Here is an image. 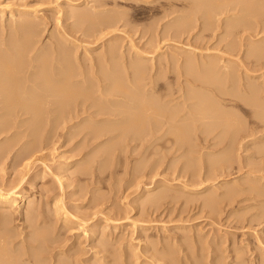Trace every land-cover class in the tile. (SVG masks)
I'll return each instance as SVG.
<instances>
[{
    "label": "rangeland",
    "instance_id": "1",
    "mask_svg": "<svg viewBox=\"0 0 264 264\" xmlns=\"http://www.w3.org/2000/svg\"><path fill=\"white\" fill-rule=\"evenodd\" d=\"M86 1L85 0H75V1L74 0H72V1L71 0H0V7H3V6L7 7V10L5 12L6 14L4 13V19H5L4 21L7 24L8 23L11 24V22L14 21V20H12L13 18L11 17L10 12H9L11 10H16V9L28 10L29 9V11L32 12L33 17L37 16V18H35L36 19L35 21L38 24H41L40 25L41 28L43 26L45 27V28L43 27V30H42L43 35H41V38H39L41 43L38 44V46L39 45L43 46L44 44L46 45L48 43V41L52 40L53 37H55V38H53L54 41H55V39H57L56 37L58 35H59V39H60V37H61L60 32L64 31L68 27H69L68 28L69 34H72L73 32H75L74 29L76 28V26L78 29H80L78 27V25H76L77 19L75 20V17H74V19L72 18L71 20L70 19L67 20L66 18H64L65 15H63V13L61 12L62 11L61 9H64L63 7L65 5H68L69 10L74 11V9H75V11H77L76 8L79 7L80 9L82 8L84 11V10H87L91 4L94 5L93 1H98V0H91V1L88 0L87 2ZM116 1L117 2H113V1L108 2L109 5L106 4V6H107L106 8L108 9L107 13L110 14L111 10H112L111 14L115 13L116 11L118 13H120V12L123 13V11H124V13L128 12L130 14H128L127 19H130V21L127 20L128 24H123L124 22L118 24L117 27H114V29L116 28L115 31H112V30H114L113 28H110L111 31L107 30L106 34L104 31L103 32L104 36H101L102 38L99 35H98L99 38H97V37H96L97 39L94 38L95 40L93 39V37L91 39H88L85 37L84 42H87V40H88L89 43H91V44L93 43L92 45L89 44L91 49H92V52H90L88 54L89 56H94V55L98 56L97 53L101 54L102 51L104 52L107 49L106 46L108 44L113 43L115 45V41H116L117 46L120 44L119 45V46H121L120 50L123 51V54L125 53L124 55L127 56V58H129V56L131 55L130 53L131 52L133 53V51H134V48H133V50L131 49L132 48L131 44H135L136 48L139 50L141 48V50L143 49V51H145V52H150V54L152 56H156L157 58H159V56H160L164 62H165L164 59H166L168 57H171L170 59H172V57H173L171 62L173 60H175L174 57H176V55H174V54H177V57H178V55L179 56L181 55L180 57H183V56L185 57V56H187L185 54L188 52L187 54L189 56L190 50H195L197 53L199 52V54L205 50L206 54L207 53L216 54L218 52L217 53L218 55L221 54V55H225V56H230L226 53L227 48H229L226 46H228L227 44L229 43V41L233 40L234 42H237L236 44H239V48L241 47V52H239V54L234 53L233 56H230L232 58V60L233 61L237 60V62H238L240 59V60L246 61V63L251 62V64L248 63L249 65H251L250 71L255 70V69H253V68H255L254 64H253L255 62L253 61V58L250 57V55H247V54H250L247 52L252 51L251 49L253 47H256L255 45H257L258 48L260 46H262V47L264 46V8L263 7H261V8H263V10L262 9L259 10L261 13L258 12L257 15L255 12V9L252 8V9H254L253 10V12H254L253 16L251 15L253 13L251 11V9H250V11L252 13L250 11H245V12L249 13L248 15H246L247 13L244 14L245 16L241 15V14L245 13L242 10L241 11H238V10L232 11L229 13L219 14L216 16L214 13H212L214 15L210 14V16H213L214 18L212 19L210 17L213 20V22L211 21V28L209 30L210 33L208 31L207 33L205 32V34H204L200 31H201L202 27H204L205 25H202V26H200V25L203 24V22H205L204 24H206L207 22L210 23V21L205 19L206 18L205 15H204V19L199 20V18H200V16H201V18L203 17L202 14H205V12H203L205 7L208 8V6H209L208 10L209 11L211 10L210 9L211 8V6H210L211 1H209L210 3L207 4L208 0H206V3H204L205 2L204 0H203V2H199L200 0H196V2L201 3V4L198 3L200 5V7L199 6L196 7L197 3L195 2V0H194V2H193V0H192V2L188 0V2H187L188 5L186 2H184V3L178 2V4L174 8L177 11H179V13L178 12L175 13L174 14L175 16L172 15V16H170L169 19L164 18V20L166 19V21H164L163 19L160 20L159 22H161L162 24L160 23L161 26H159L160 27L159 29L154 30V31H156V33L154 31H152V33L149 32V33L145 34V32L148 31L147 30L148 26L153 27L152 26L153 22H154L155 27H157V25L155 24L156 23L155 19H159L156 16L153 17L155 19L152 18V15H151L152 14L151 13L152 5L151 6L145 5L142 2L141 3L136 2V0H134V2L131 0H116ZM162 1H165V0H162ZM68 2L70 3V5L67 4ZM78 2H79V6L75 7V5ZM90 2H91V4H90ZM219 2H220V0H219ZM114 3L116 4V6ZM180 3H182V4L180 5ZM190 3L191 4L196 3L194 5V7H196V8H194L192 6L193 4L191 5ZM203 3L206 4L205 7H202V6H204ZM87 4H89V6ZM183 4H185V5H183ZM23 6H25V7H23ZM189 6H192L193 9L192 10L189 9L190 8ZM263 6H264V3H263ZM66 7L67 6H65V8ZM72 7H74V8H72ZM106 8L102 7L101 9H106ZM205 10H207V9H205ZM78 11H80V10H78ZM184 12H190V13L194 12L193 14H195L197 12L198 13L201 12V13H199L198 17H197L198 13L195 14L196 18L198 19L196 24L200 23V25L198 24V26H197L198 28L196 27L197 28V29H195L196 31H193V34L191 36H187V38L189 37L188 39H189L190 44L187 42V38L185 35L182 39V42L183 41L186 42L185 44L182 43L181 40L178 41L177 39H176V41H178L177 43L175 42V40L174 41L170 40V42H168L169 41L168 40V41H165L159 49L156 50V48H155L154 50L156 52L154 50H153L154 52H152L153 48L150 47L151 45L149 44V42H151L153 39H155L157 34H160L159 32L162 29L166 28L165 24L167 22L170 23L171 18L178 19L176 16L179 15L178 17H180V16H182L181 14H183ZM132 14L134 15V18H133ZM259 14H260V16H259ZM249 15L252 16V18ZM1 16H3V15L0 14V18H1ZM23 16H25V15H23ZM159 16L161 17L162 14H160ZM243 16L245 18H246V16H247V18L250 17L249 19L251 21L250 20H247V21H250V23H251L250 27L252 29H250V27H249V28H246V30H245V29H243L245 27H243L242 28L243 30H242L239 27L241 30L238 29V31L240 30L239 33L236 31L238 34L235 32V34H236L235 36L233 35L234 33L233 34L230 33L232 35H229L228 33L231 32V29H228V26L231 23L235 22L239 17H240V19H243ZM228 17H229V19H228ZM235 18H236V20H235ZM37 19H39V21ZM59 19H61L60 22L58 21ZM176 19H175V21H176ZM179 19H181V18H179ZM202 20H204V21H202ZM73 21H76V23H75V25L73 24V26H72ZM173 21L174 20L172 19L171 22H173ZM252 21H254V24H252L253 23ZM39 22H41V23H39ZM163 22L164 23L166 22V23L164 24ZM129 23H131V24H129ZM163 24H164V28H162ZM212 24H214V26ZM207 25H208V23H207ZM252 25H254V26H252ZM129 26H131V27L129 28ZM71 27L72 28L74 27V29H71V30H74L72 32L70 30ZM132 27H133V29H132L133 31L131 30ZM145 27H147L146 30H144ZM136 28H137V30H136ZM142 29H143V31H142ZM212 30H214V31H212ZM127 31H129V32H127ZM57 32H58V34H57ZM79 32L80 31L76 32L77 34L73 33L74 36L73 35H71V36L75 37V39L79 38L80 40L78 39V41H79L78 43H84V42H82V38L84 36L81 34V32L80 33ZM199 32H200V34L202 33L201 36L204 35L205 37L204 36L201 37ZM161 33H162V31H161ZM153 34H155L156 36ZM101 35H103V34H101ZM150 35H151V37H150ZM130 36H131V38H130ZM211 37H212V39H211ZM112 39H113V42L111 41ZM185 39H186V41H185ZM196 40H198V41H196ZM209 40H211V41H209ZM261 41L263 42V44ZM117 42H118V44H117ZM238 42H240V43H238ZM174 43H175V46H174ZM191 43L193 44V46ZM82 45L85 46V45H88V43H84ZM250 45H252V47ZM84 46H81L79 49H77V50H79V52L77 53L78 57L81 56V54H82V56L85 55L83 53L84 52L83 50L85 49ZM179 46H181V47H179ZM104 47H106V48H104ZM182 47L184 48V50L182 49ZM170 48H173V49H170ZM178 48H180V49L178 50ZM174 49L175 50L177 49L181 53L183 51H185V52L182 53L183 55L178 54L177 50L175 53ZM126 52H127V54H126ZM166 54L167 55L170 54V55H168V57L165 58V56H167ZM157 58H156V60H157ZM159 60H160V58H159ZM159 60H157L156 62L159 63ZM162 60H160V61H162ZM167 60H169V58ZM247 60H249V61H247ZM251 60L253 61V63ZM148 61L149 62H147V63H150L151 60H148ZM151 63H152V61H151ZM235 64L237 65V63H235ZM235 64H233V62H231L229 65H231V67H233V69L234 68L237 69L235 67L236 66ZM221 65H223V62H221ZM256 68H258V67L256 66ZM259 70L260 69L258 68V70L254 71L256 73H252L253 72L252 71L250 73V76H247L245 73L242 72V71H244V68H241V70L238 69L239 73H241L240 74L241 76H247L246 77L247 80H246V78L243 77L244 78L243 82H246L249 79H251L252 81L254 80L253 82L255 83V81L257 82V79H258V81L260 83L257 82L255 84L257 86H258V84H261V86L264 87V68H262L260 71ZM105 71H107V69ZM251 74L254 75L253 77H255V78L257 77V79L251 78V76H252ZM156 76H158V75H156ZM171 76L169 77L170 80L168 78V81L173 80L171 82H174L173 74ZM248 77H250V78H248ZM184 80L186 81V79L183 78L182 82H184ZM251 80L249 82H252ZM177 86L178 85H175V86L173 85V87H175V88H177ZM259 86H258V88L261 87V86L260 87ZM149 87L150 86H147L146 89H148ZM261 92L262 93L264 92L263 88H262ZM261 92H260V94L263 96L264 94H262ZM258 98H259L258 99L259 105H260V103L262 105H264L262 103L264 101V98L263 99L260 97H258ZM172 99H176L175 101L173 100V102H171L172 105L174 104L173 109H175V105L179 101H181V99L178 100V98H176L175 96H174V98L172 97ZM261 100H262V102H261ZM256 101H257V99H256ZM175 102H176V104H175ZM257 104L255 102L254 106H256V108H260L259 105L257 107ZM172 105H170V106H172ZM222 106L224 107V109L226 111L229 110L231 112H234L239 117L238 120L240 119L241 122L245 118V120H243V122H242V123H244L243 124L244 127L248 126V127H252V128L253 127L258 128V131L256 132L255 135H253V137L251 139L248 138L244 141V143H245L247 140L250 139V141L252 142V140L256 139L255 142L253 141L254 144L252 143V145H250V147H249L250 149H248L249 151L248 150L246 151L245 150L246 148L240 149V147H239V149H237L235 153L237 156L236 161L238 162L240 160L239 161L240 163L239 162L237 163L235 161L234 162L235 164H232L233 166L231 165V167L229 165H227L226 163L223 164L221 162L219 165L217 164L216 166H214L212 168L213 170L212 169L210 170V167L212 166V165H210V163H213L215 161H221L223 159V157H225L227 154L225 151L226 144H223L224 142L222 140H220L221 139V135L219 134L220 130L219 131L217 130L219 132V133L217 132L218 134L215 132L212 136H210L209 138H206L207 140H204V141L201 139L196 140L197 144L193 140L192 141L193 145L189 146L191 151L186 150L188 152V154H185V153H187L185 150L183 152H182V150L178 151V153L180 152L178 154L177 150L175 148H174V150H173V147L171 148L170 145H172V143H170V145H169V143L167 144V143H164V141H163V142H161L162 144L160 143L161 145L159 144L160 146H158V144H156V146L159 147L158 149L162 148L161 151L158 150V152L156 154H153L157 150L156 147L154 148L155 145L153 146V148L151 147L153 152L150 150L151 153L149 152L148 158H147V155L145 154V151H144L143 155L146 156V160H144L145 157L142 156L141 153H143L142 152L143 149L145 150V148L149 144L145 143L144 145H146V147L145 146L143 147V145H141L142 143H140V142H136V143L132 142V145H130L128 148L129 150L126 149L127 145H128L127 143H125V148H123L124 144H122L123 147H121V149L118 148L115 151V156L112 155L113 160H111L112 156H108V155H105L103 153L108 149L107 147H109L111 145L110 141H109L110 139L108 136H107L108 138L106 137V139H105V137H102L104 139H101V140L98 139V140H96V142L94 140L89 139L88 137L86 138V136L83 137L84 133H86L88 130H90V129L85 128L86 126L89 127L90 124H92L90 122L85 123V125L87 124L84 127L86 130L82 129L83 127H81V126L75 127L76 129L72 128V130H68V128L66 129L62 124H59V126L57 127V125H58L57 124V125H55V128L57 127L56 130H58V131L55 133L54 132V131H56L55 128L53 131L54 134H56V135L59 134L56 137V139H55L56 135L54 136L53 132L51 134H53V137L55 140H52L53 137H51L52 135L50 136V133H48V134L45 133L44 137H46V134H47V136L48 137L50 136L52 139L50 140V138H49L48 140H45L48 137L43 138L42 141H41V139H40V141L38 139L39 142H37V140H32V139H36L37 137L33 133H32L33 136L30 134L31 132L28 130L29 127L26 128L27 126H29V124H28L29 122H27V124H24L25 127L23 129H22V127L19 128V130L13 129V131H11L10 134H8V135L3 134V136H0V146H1L0 150H1L2 146L5 145V142H7V141H10V143L7 142L5 146L15 142V140H16L15 143L17 145V146L16 145L14 146L15 149H14V147H12L13 151L11 150L10 155H7L9 157L8 158L6 157L7 159L5 158L4 161L2 160V158L0 156V159H1V161H0V182L3 184L2 185L0 183L2 185L0 187L4 190H7L5 188H8L9 186H12V188H14V186L12 184L14 183V185L16 186L23 179V182H22L23 185L21 184L17 188L10 190V191H14L15 194L18 192H21V191H22L21 193L24 192V194H26V197L29 198L28 202L30 203V205L36 206L35 215L37 217H36V219L33 218L34 220L33 219L32 220L34 222L36 220L35 223H37V224L41 222L40 223L41 224L40 229L44 226L43 228H46L47 230H49V232L52 233V235L49 234V238H51L52 236L53 237L57 236L58 239L61 238L60 240H62L64 238V240H62V241L65 244H72V242H74V244L72 245L71 248H73L74 251L75 250L78 251V253L77 252L75 253L74 251H72V252L70 251L69 254H70V258H72L71 256L73 255V253L75 254V257H77V258H75L74 255H73L72 260L70 258L69 259L67 258V262H70V260H71L72 263L74 261L73 264H75V262H76L75 259H77V260L80 259L78 261V263L76 262L77 264H92L93 261H94L93 264L94 263L98 264L99 260L104 258V257H102L103 254L107 255L105 257H108V259H109L108 260L107 258H105V259L100 260V262H102L104 260L103 261L104 264L106 262H107V264H110L111 262H112V264H117L118 261H121V260H124V261L127 260L128 264H129V262H131L132 264H135V263L136 264H145V263L146 264H179V263H181V264H188V263L192 264L193 262L195 263V261L198 259L197 257H199V259H201L200 262L205 261L204 263L202 262V264H205L206 262H207L206 264H213V263L216 264V262L220 261L221 258L223 260V262L220 261V262H222L221 264H225V263L226 264H228V263L229 264H238V263L239 264H242V263L243 264H258V263L262 264L264 262V155L258 154L257 147L262 146V143H264L263 124L260 122L259 119H255L256 116H254L253 111H250V113H249V112H244L240 108H237V107H233V106H229V105H226V107H225V105H222ZM250 117H252V118H250ZM25 118H27V121L30 120L29 116H25ZM28 118H29V120H28ZM255 122H256V124H255ZM257 123L260 125H257ZM62 126H63V128H62ZM82 126H84V125H82ZM91 126H93V128H91V129H94L96 125H91ZM79 128H80V130H79ZM63 129H64V132L62 131ZM81 129L85 130L83 132V134H81L82 133ZM65 130L68 131V133H65L66 132ZM78 130L80 131V133ZM69 131L72 132L71 135H69L71 133V132L69 133ZM14 132L19 134V135L16 134L18 136V138L15 135L11 137V135ZM74 132L79 133L80 136H78L79 134H77V136H76ZM258 132H259V134H258ZM61 133H63L64 135ZM26 134H28V135L30 134L29 136H32V138L29 137L28 135H27V137H24V136H26ZM70 136L74 137V138L76 137V138L75 139L73 138L72 140H70L71 139ZM82 137L87 139V140L83 139ZM5 138H7V139L9 138V139L5 140ZM10 138H11V140H10ZM14 138H15V140H14ZM202 138H204V137H202ZM18 140L21 144L17 142ZM21 140H22V142H21ZM43 140H45V142ZM106 140H108L109 142ZM31 141H34V142H31ZM90 141L92 144L94 143V145H92L91 143L88 144ZM112 141L113 140H111V142ZM199 141H202V142L200 143ZM40 142H43L44 145ZM84 142L86 143V146L84 145L85 147L81 146V145H83ZM100 143H101V145H100ZM108 143H109V145H108ZM133 143H135V144L139 143L137 145L136 150L137 151L140 150L141 153L139 151L137 153V151L135 150V147H133V145L134 146H136V145ZM40 144H42V145H40ZM194 144L196 146H194ZM29 145H31V146L29 147ZM34 145L42 147L43 149L40 148L41 150L39 149V151H37L35 153V156H34V154L28 155L30 152V149L32 147H34ZM162 145H164V147H170L171 149L167 148V149H165L166 151L164 152ZM26 146H28V147L26 148ZM62 146H64V148H65L64 149L65 154H62L64 157L61 155V152L63 150ZM78 146L80 148L82 147L81 150L84 149L83 150L84 152L82 151L83 153H81V151L79 150L80 148H78L81 155H79L80 154L79 153L77 156L76 152H79L77 150ZM197 146L199 147V149ZM20 147L24 148V149L20 150L21 149ZM131 147H132L133 151L135 150L134 153H132L133 151L130 150ZM192 147H193V150H192ZM25 148H26V152L24 153L23 150L25 151ZM101 149H102V151H100ZM17 150L20 153H18ZM122 150H124V151H122ZM127 150H128V152H127ZM125 151H126V153H124ZM21 152H23V154H21ZM116 152L119 153L120 156ZM217 152H219V154ZM15 153H17V154H15ZM98 153H101V154H98ZM102 153L104 155H102ZM135 153H136V155H135ZM158 153H160L159 156H161V158H162L161 160H160V158L158 159V157H159ZM162 153H164V154H162ZM182 153H184L185 156H187V155L188 156L183 157L184 154L182 156L181 155ZM20 154L22 156L24 155V157H22ZM88 154H90V155L88 156ZM152 154L155 156V158L153 160H151V158H153ZM27 155L30 156L31 158L27 157ZM162 155H165V156L167 155L166 156L167 158H165V156H163L164 157L163 158ZM180 155H181V157H180ZM220 155H221V157H220ZM42 156H43V158H42ZM65 156H66V159H65ZM102 156H103L104 160H102L103 159ZM260 156H262L263 158ZM16 157H18V158L16 159ZM70 157H72V158L70 159ZM107 157H109V158H107ZM199 157H201V158H199ZM26 158H28V159H26ZM84 158H86L88 160H86ZM114 158H115V160H114ZM118 158H119V160H118ZM105 159H108L109 163ZM157 159L160 161H157ZM78 160L80 161V169H81V167L83 168V166L87 162V165H85V166L90 167L92 165L93 167L92 166L91 167L93 169H91V168H89V169L92 170L91 173L92 174L94 173V174L93 175L91 174L92 176L88 175V174H86V175L84 174L85 177L84 176L82 177V175H81L78 178H76L74 176L75 172H76V170L77 171L80 170V169H78L79 166L75 165V162ZM85 160H86V162H85ZM116 160H118V161H116ZM90 161H91V163H90ZM104 161H105V163H104ZM81 162H85V163H83V165H81ZM191 162H192V164H191ZM204 162L207 164H205ZM248 162H250V164H248ZM62 163L63 164L72 163V164L69 166L67 165V167H65V169H63V167H61ZM155 163L157 164V166L155 165ZM161 163H163V164L160 165ZM203 163L208 168L205 167L206 169H204ZM252 163L257 168V171H255L256 168L254 166L252 167V165H251ZM93 164H95V165H93ZM101 164L103 167H104V165L107 166L106 170H105V167L103 168L101 166ZM149 164H151V165H149ZM183 164H186V165L188 164L189 166L192 165L193 167H194V165H197L194 168H197V167H199V165H202L200 167H203V169H201V171H203V172H200V174H201V175L199 174L200 177L196 174V173H198V171L196 173L195 172L191 173L192 171H190V170L187 171L185 169L186 171L184 170L185 171V173H184L183 172L184 168H181V167L186 166V165H183ZM174 165H176V166H174ZM135 166L139 169H137ZM146 166H147V168H146ZM60 167H61V169H60ZM141 167H142V169H141ZM143 167H145V168H143ZM217 167H218V171H217ZM219 167H222V168H219ZM151 168L153 169V172L150 171ZM214 168L216 170H214ZM62 169L64 171H66V169H67V172L65 173ZM134 169H135V171H134ZM221 169H224L225 171L221 170ZM251 169H253L254 171H250ZM145 170H146L147 174L145 173ZM175 170H178L179 173H178V171L176 172ZM199 170H200V168H199ZM208 170H210V176L207 175V173H209ZM140 171H142L143 173ZM189 171H190V174H188ZM182 172L185 174V176H184V174H182ZM211 172L213 173V175ZM247 173H250V174H247ZM89 174H90V172H89ZM20 175L22 176L21 180L19 178ZM77 175L78 174L76 173V176ZM181 175H183V176H181ZM191 175L192 176L194 175V177L192 178ZM72 176H74V180H73ZM207 176H209V178ZM71 177H72V179H71ZM59 179H60V181H59ZM80 179H82V180H80ZM13 180L16 182L18 180L19 181L17 184H15V182ZM67 180H69V182H70V180L71 181L73 180V181L70 184ZM78 180H79V182H78ZM205 180H206V183H205ZM203 181L205 184L204 183L202 184ZM252 181L253 182L255 181V185H257V186H255V188L253 186V188L255 190L257 187V189H258V190L256 189L257 191L255 190L253 192L252 187H250L251 185H254V183L251 184ZM5 183H6V185H5ZM160 183H161V185H160ZM165 183L170 184V185H165ZM7 184H8V187H7ZM9 184H11V185H9ZM187 184H188V186H187ZM176 185L182 186V188L179 186H177V188H176ZM210 185H212L213 187L210 189L207 188V189H209V191H208L205 187L210 186ZM162 186H164V187L169 186L168 187L169 189L167 187L164 188ZM214 187H215V189H214ZM248 187H250L251 189ZM10 188L11 187H9L8 189H10ZM65 188H66V190H65ZM150 188H151L150 193L151 194L153 193L152 194L153 196H155V194H156V196L159 195L158 191L163 190L162 192H167V193L172 192L171 193L172 195H170V194L169 195L170 196L174 195V197H172V198L167 197L168 199L170 198L172 200H167V198H166L165 200H162L158 204H156L157 206L156 205L153 206L152 210H151V207H148L149 205L147 204L149 198L141 199L144 196V194H145L144 192L146 191V189H150ZM164 189L168 190V191H165ZM171 189H172V191H171ZM169 190L171 192H169ZM151 191H153V192H151ZM215 192L217 193V196H216ZM233 192L234 193L236 192V195ZM213 193H215V194L213 195ZM175 195H176V197H175ZM211 195L214 196L213 199L215 200L214 201V204H216L215 207H214V204L209 205L207 203L208 200H206V199L212 198ZM208 196H209V198H208ZM135 197H137V198H135ZM215 197H216L218 202L216 201ZM223 197H224V199H223ZM232 197H233V199H232ZM226 198H229V199H226ZM17 199H18L17 202H19L20 199L19 198H17ZM136 199H138L137 203L135 201ZM139 199L141 200V202L139 201ZM31 202H32V204H31ZM161 202L163 204H161ZM231 202H233V203H231ZM56 203L59 205H62L61 206L62 209L59 207V205H56ZM146 205H147V207H145ZM19 206L18 207L17 206L12 207V212H10V215L12 216V222L13 223L11 222V223H9L10 225L9 224L7 225V227L10 226L9 229L11 231L15 232L16 234H18V233L20 234V235H17V238L20 237V239L18 238V240H17L18 242L23 240L24 236H28V237L31 236V235H26L27 233L28 234L29 233L34 234V231H37L39 229L38 228L39 225H36L34 222H32V220H30L31 218L26 219L23 217L22 214L23 213L25 214V212L27 210V208L25 206V202H21ZM261 207H263V208H261ZM3 209H5V208H2L0 206V212L4 211ZM51 210L55 214H53ZM43 212H44V214H43ZM40 213H41L40 218H38V215ZM35 215H34V217H35ZM57 215H59V216H57ZM16 216L18 218H16ZM13 218H16V219H13ZM43 218H44V221H42ZM67 219H68V221L66 223L65 221ZM14 220H15V222H14ZM26 220L30 221L31 225L33 224V225L37 226V227H34V229L35 228H38V229L34 230L33 227L30 226L29 222H26ZM46 220L49 222H47ZM54 221H55V223H54ZM46 222L48 224H46V227H45ZM49 228L50 229L52 228L51 231ZM60 231H61V233H59ZM65 235L67 236V238ZM104 236H105V238H104ZM201 238H202V240L204 239L203 240L204 243H202ZM106 240H108L109 242ZM192 241L195 242L198 245V247L195 243H192ZM101 242H102L103 246L106 245V247H105L106 251H104L105 253L99 252V251H101V252L103 251V250L99 249V248H101ZM78 243H80V244H78ZM106 243H108L109 246ZM75 246H77V247H75ZM97 246H99V247L97 248ZM164 246H165V248H164ZM192 246H195V247H192ZM217 246H219L220 249H219V247L217 248ZM59 247H61V248H59V250L64 249V246H59ZM166 247H168V248H166ZM79 248H80V250H79ZM102 248H104V247H102ZM216 248L222 252L219 254V252H218V250H216ZM107 249H108V251H107ZM131 249L132 250L134 249L135 252H133ZM162 249L164 250V252ZM170 249H172V251ZM81 251H82V253H81ZM128 251H132L131 254L129 255V256H131L130 258L128 256V254L130 252L127 253ZM173 251H176V253L175 254L171 253ZM195 251H198V252H195ZM79 252H80V254H79ZM165 252L171 253V256H173L171 259H173V260L177 259V258H178L177 261L180 260L181 258L182 259L180 262L178 261V263L176 260H174V261L172 260V261H170V263H168V261H169L168 259H167V262H165L164 260L166 259L165 258L166 256H163V254H165ZM118 253H120V256ZM135 253H136V256H135ZM160 253H163L161 255V257H160ZM196 253H198L199 255L198 254L196 255ZM94 254H95L96 258L92 257V256H94ZM153 254H155V255H153ZM44 255L49 256V255H47V253L46 254L44 253ZM117 255H118V257H117ZM132 255H134V256H132ZM156 255L160 258V259L158 258L159 260L156 259L157 258ZM205 255H208V256H206V258H204ZM212 255H214V256H212ZM155 256H156V258H155ZM217 256L219 258L220 257L221 258L219 259ZM59 257H61V256H59ZM59 257H58V259L62 260V257L61 258H59ZM116 257H117V259L120 257L121 260L118 259V261L117 260L115 261ZM134 257H137V258H134ZM162 257H164V258H162ZM185 257L188 259V261ZM215 257H216V259H215ZM128 258L129 259L132 258V260L130 261ZM112 259H113V261H112ZM194 259H196V260H194ZM212 259H215V261H213ZM185 261L188 263H185ZM172 262H175V263H172ZM121 263H122V261H121ZM121 263L119 262V264H121ZM195 264H197V262Z\"/></svg>",
    "mask_w": 264,
    "mask_h": 264
},
{
    "label": "bare ground",
    "instance_id": "2",
    "mask_svg": "<svg viewBox=\"0 0 264 264\" xmlns=\"http://www.w3.org/2000/svg\"><path fill=\"white\" fill-rule=\"evenodd\" d=\"M89 1H91V0H89ZM110 1L117 2L116 0L93 1L94 5L91 4V2H90L91 5L89 6V4H87L89 7L87 10H84V11L82 8H81L82 9L81 10L78 7L79 6V2H78L76 4L77 6L75 5V7L79 8V9L76 8L77 11H75V9H74V11L69 10L68 5H65L67 7L65 8V6L64 7L62 6L64 9H61L62 10L61 12L63 13V15H65L64 18H66L67 20H69V19L71 20L72 18L74 19V17H75V20L77 19V23H76V21H73L72 26H73V24L75 25V23H76V25H78V27L80 29H78L77 26H76L77 29L76 28L74 29V27H75L74 26L73 28L71 27L70 30L74 29L75 32H73V33L80 31L81 34L84 36L82 38V42H84L85 37L88 39H91L92 37H93V39L96 37L99 38L98 35L100 37L104 36V33H103L104 31L106 34L107 30L111 31L110 28L114 29V27H117L118 24H120L122 22H124L123 24H128V21H130V19H127L128 14H130L128 12L124 13V11H123V13L122 12L118 13L115 10L116 12L114 11L115 13L111 14L112 13V10H111V13L108 14L107 13L108 9L106 8L107 7L106 4L109 5L108 2H110ZM131 1L134 2V0H131ZM189 1L192 2V0H189ZM204 1H205L204 3H206V0H204ZM209 1H211V3ZM136 2H139V3L142 2L145 5H150V6L152 5V7H151L152 18L155 16L159 18V19L153 18V19H155V22H156L155 24L157 25V27H155L154 22H153V25H152L153 27L148 26V29H147L148 31H146V32L144 31L145 34H147L149 32L152 33V31L160 28L159 27V26H161L160 25L161 22H159L160 20H162V19L164 20V18L169 19L170 16L174 15L177 12L179 13V11H177L174 8L178 4V2H182V3L186 2L187 3L188 0H165V1H162V0H136ZM193 2H194V0H193ZM195 2H196V0H195ZM199 2H203V0L202 1L200 0ZM199 2H196V3L198 4ZM182 3H180V5ZM196 3H194V4L192 3L193 5L191 3L190 4L194 7V5ZM204 3H203L204 6H202V7H205L206 4H204ZM209 3L211 4L210 5L211 10L210 11L208 10L209 6H208V8L205 7L204 10L207 9L208 11L203 10V12H205V14H202L203 17L201 18V16H200L199 20L204 19V15H205V17H206L205 19L210 21V23L207 21L206 22L208 23V25H207V23L204 24L205 22H203V24H201V25H200V23H198L200 26L205 25L204 27H202L201 31L199 30L200 32H202L204 34H205V32L207 33L211 28V21L213 22L212 19L214 18L213 16H210V14H212V13H214L216 16L219 14L229 13V12L237 11V10L238 11L242 10L243 12H245V11H250V9H251V11L253 12V10L255 9V12L257 15L258 12L261 13L259 10H261V9L263 10V8H264V6H263L264 0H220V2H219V0H208L207 4H209ZM67 4L70 5L69 2ZM197 4H196V7L197 6L200 7L199 4H201V3H199L198 5ZM183 5H185V4H183ZM187 5H188V3H187ZM115 6H116V4H115ZM192 6H189L190 7L189 9L192 10L193 9ZM23 7H25V6H23ZM102 7L106 8V9H101ZM196 7H194V8H196ZM261 7H263V8H261ZM72 8H74V7H72ZM252 8H254V9H252ZM6 10H7L6 6L0 7V14L3 15L0 18V136H3V134H6V135L10 134L11 131H13V129L19 130V128H21V127L23 129L25 127L24 124H27V122H29L28 123L29 126H27L26 128L29 127L28 130L31 132L30 134L32 135V133H33L37 137L36 139H32V140H37V142H39L40 139L42 141L43 138H47L48 133H50V136L52 135L51 137H53L54 132L56 133L58 131L56 129L59 126V124H62L66 129L68 128V130H72V128L81 126V127H83L82 129H85V128L90 129L86 133H84L83 137L86 136V138L88 137L89 139L94 140L95 142L98 139L99 140L104 139L102 137H105V139L107 136L109 137V139H110L109 141H110L111 145L109 147H107L108 149L105 147L107 149L105 152H103L105 155H108V156L114 155L115 156V151L118 148L121 149V147H123L122 144H124L123 148H125V143H127L128 145H127L126 149H128L129 146L132 145V142H135V143L140 142V143H142L141 145H143V147L144 146L146 147V145H144L145 143L149 144V145L147 144L148 146L145 148V150L143 149V151H142L143 153H141L140 150H138L142 154V156H144L143 154L145 151V154L147 155V158H148L149 152L151 153L154 145H155L154 148L156 147L157 150L153 154H156L158 152V150L161 151L162 148L158 149L159 147H157L156 144H158V146H160L162 144L161 142H163V141H164V143H167V144L169 143V145H170V143H172V145H170L171 148L173 147V150L175 148L177 150V153H178V151H180V150H182V152L184 150L185 151L190 150L189 146L193 145L192 144L193 140L195 141V143L197 142L196 140H199V139H201L203 141L207 140L206 138H209L215 132L217 133L220 130V133L218 132L221 135L220 140H222L224 142V143L222 142L223 144H226L225 151L227 154L225 157H223V159L221 161H215L213 163H210V165H212L211 167L209 166L210 170H211L214 166H216L217 164L219 165L221 162L223 164L226 163L230 167L232 164H235L234 162L237 160L236 159L237 156L235 153L236 150L239 149V147H240V149L246 148L245 149L246 151L248 149H250L249 148L250 145H252L253 141L255 142V140H256V139L252 140V142H251L250 139L258 131V128H254V127L252 128V127H248V126L244 127V125H243L244 123H242V122H243V120H245V118L241 122L240 119L238 120L239 117L234 112H231L229 110L226 111L222 105H225V107H226V105L237 107V108H240L242 111L249 112V113H250V111H253L254 116H256L255 119H259L260 122L263 124V128H264V105H262L261 103L259 105V102H258V99H259L258 97L262 98L264 96V95L262 96L260 94V92L262 91V88L264 89V87L261 86V84H258V86L259 85L261 86V87L259 86L261 89L258 88V86L255 83H257L259 81H258L257 77L256 78L253 77L254 76L253 74H251L252 75L251 78L257 79V82L255 81V83H254L253 82L254 80L252 81L251 79H249L246 82H243L244 78H246L247 76H250V73L252 71H253L252 73H256L254 71L258 70V68L260 70L262 68H264V46L263 47L260 46L261 48L260 47L258 48V46L255 45L257 48L253 47L251 49L252 51L247 52V53H250L247 55H250V57H252L253 61L255 62V63H253V61L251 60L252 63L254 64V67H255V68L252 67L253 69H255V70L251 69L252 71H250L251 65H249V64H251V62H248L249 63L248 64V63H246V61L239 59V61H238L239 63H238L237 60L233 61L232 58L230 57V56H233L234 53L239 54V52H241V47L239 48V44H236L237 42H234L232 39L231 40L234 43L232 41H229L230 44L228 43L227 44L228 46H226V47H229V48H227L226 53L230 56H225V55H221V54L218 55L217 51H216L217 52L216 54H213V53H207L206 54L205 50L203 51L204 53L201 52L200 54H199V52L197 53L195 50H190L189 56H188V54H187L188 53L187 51L189 50L188 49L186 51L187 53L186 54L184 53L185 55H187L185 57L184 56L180 57L181 55L180 56L178 55V57H177V54H174V55H176V57H174L175 60H173L172 62H171V60L173 59V57H172V59H170L171 57H168V55H170V54H168V55L166 54L167 56H165V58L168 57L169 60H167L168 58H166V59H164L165 62L159 56L160 60H162L164 62L163 63L156 56H152L150 54V52H145V51H143V49L141 50V48H140V50L137 49L135 44H131L132 45L131 49L133 50V48H134V51L132 53L131 52L132 50H131L130 51L131 53L129 52L131 55L129 56V58H127V56L124 55L125 53L123 54V51L120 50V47H121V46H119L120 44L118 46L116 45V41H115V45L113 43L108 44L106 46L107 49L104 52L102 51L101 54L97 53L98 56H95L94 54H93L94 56H89L88 54L90 52H92L90 45H92L93 43L92 44L89 43L87 39H86L87 42H84V43H88V45L84 46V45H82L84 43H78L79 38L75 39V37H73L74 36L73 33L69 34V29H68L69 27L67 28L68 30L65 29L64 31L60 32V34H61L60 39H59V35L56 37L58 40L55 39V41L53 39L55 37H53V38L51 37L53 41L49 39L50 41H48V43L46 45L45 44L43 46L39 45L40 46L39 47L38 44L41 43L39 38H41V35H43L42 30H43L44 26L42 25L43 27L41 28L40 27L41 24H38L35 21L36 20L35 18H37V16L33 17L32 12L29 11V9L28 10H26V9L11 10L9 12H10L11 17L13 18L12 20H14V21L11 22V24H9V23L7 24L4 21L5 20L4 19V13L6 12ZM78 10H80V11H78ZM194 12H192V13L184 12L183 14H181L182 16H180V17H178L179 15L176 16L178 19L179 18H181V19L178 20L175 18L176 19V21H175L174 18H171L170 23L165 22L166 23L165 24L163 22L165 24L166 28H164V24H163L162 28H164V29L161 30L162 33L160 31L159 32L160 34H157V36L155 34H153L156 37L152 41L150 40L151 42H149V44L151 45L150 47L153 48L152 52L155 51L154 50L155 48H156V50L159 49L165 41L169 40L168 42H170V40L171 41L175 40V42L177 43L180 40L182 42V39L185 35H186V38H187V36H191L193 34V31H196L195 29L198 28L197 27L198 24H196L198 19L195 16V14H197L198 12L193 14ZM199 13H201V12H199ZM199 13L197 14V17L199 16ZM246 13L247 12H245L241 15H244ZM160 14H162L161 17L159 16ZM214 14H212V15H214ZM248 14L249 13H247L246 15H248ZM253 14H254V12L251 15L253 16ZM23 15H25V16H23ZM244 16H243V19H240V17H239L237 19L238 21L235 18L236 21L231 23L228 26V29H231V32L228 33L229 35H232L234 33L233 35L235 36L236 31L239 33L243 27H245V28H243L245 30H246V28L250 27V24H251L250 21L251 20L249 18L250 17L252 18V16L249 15L250 16L249 18H247V16L245 18ZM259 16H260V14H259ZM133 18H134V15H133ZM172 19L174 20L173 22H171ZM228 19H229V17H228ZM37 20L39 21V19H37ZM60 20L61 19H59L58 21L60 22ZM247 20H250V21H247ZM164 21H166V19ZM202 21H204V20H202ZM252 22H253L252 24H254V21H252ZM39 23H41V22H39ZM129 24H131V23H129ZM212 25L214 26V24H212ZM131 26H129V28ZM252 26H254V25H252ZM146 28L147 27H145V29L144 28L143 29L146 30ZM132 29H133V27L131 28V30ZM143 29H142V31H143ZM238 29H240V30L238 31ZM250 29H252V28L250 27ZM74 30H71V32ZM115 30H116V28L112 31H115ZM136 30H137V28H136ZM212 31H214V30H212ZM127 32H129V31H127ZM154 32L156 33V31H154ZM200 32H199V34H200ZM100 33L103 35H101ZM209 33H210V31H209ZM230 33H232V34H230ZM57 34H58V32H57ZM201 34H200V36H201ZM71 35H73V36H71ZM202 36H204V35H202ZM150 37H151V35H150ZM212 37H211V39H212ZM130 38H131V36H130ZM188 38H187V42L189 43ZM113 39L111 40L112 42H113ZM176 39L178 41H176ZM185 41H186V39H185ZM196 41H198V40H196ZM209 41H211V40H209ZM182 43L185 44L186 42L183 41ZM238 43H240V42H238ZM117 44H118V42H117ZM262 44H263V42H262ZM81 46H84V48H85L83 50L84 51L83 53L85 55L82 56V54H81L82 57L81 56L78 57L77 53L79 52V50H77V49H79ZM174 46H175V43H174ZM192 46H193V44H192ZM250 46L252 47V45H250ZM106 47H104V48H106ZM179 47H181V46H179ZM173 48H170V49H173ZM179 49L180 48H178V50ZM182 49L184 50L183 47H182ZM176 50L174 49L175 53H176ZM178 50H177L178 54H182L183 52H185L182 50L183 52L181 53ZM127 52H126V54H127ZM156 58H157V60H159V63L156 62L157 61ZM148 60H151L152 63H151V61H150L151 64L147 63V62H149ZM249 60H247V61H249ZM221 62H223V65H221ZM229 62L230 63L233 62V64L237 63V65L235 64L236 65L235 67L237 69H235V68L233 69V67H231V65H229L230 64ZM256 66L258 68H256ZM241 68H244V71H242V72L245 73L247 76H241L240 75L241 73H239L238 69L241 70ZM106 69H107V71H105ZM172 74H173L174 82H171L173 80L168 81V78ZM156 75H158V76H156ZM183 78L186 79V81L184 80L185 83L182 82ZM248 78H250V77H248ZM169 80H170V78H169ZM246 80H247V78H246ZM250 80L252 82H249ZM173 85L174 86L178 85V86H177V88H175V87H173ZM147 86H150V87L148 89H146ZM262 94H264V92ZM174 96L176 98H178V100L181 99V101H179L177 104L175 102V104H176L175 109H173L174 104L172 105V103H171V102H173V100L174 101L176 100V99H172V97L174 98ZM255 98L257 99V101ZM255 102H256V104L258 103L257 107L259 105L260 108H256V106H254ZM261 102H262V100H261ZM262 103L264 104V101ZM170 105H172V106H170ZM25 116H29L31 121L29 120V118H28L29 121H27V118H25ZM250 118H252V117H250ZM87 122H90L92 124H90V126L88 127V126H86L87 124L85 125V123H87ZM255 124H256V122H255ZM55 125H57L56 128H55ZM82 125H84V126H82ZM91 125H96V126L94 129H91V128H93V126H91ZM257 125H260V124L257 123ZM63 126H62V128H63ZM54 128L56 131H54ZM80 128H79V130H80ZM64 129L62 130L63 132H64ZM85 130H82L81 134H83V132ZM52 132H53V134H51ZM70 132L71 131H69V133ZM259 132H258V134H259ZM45 133H47L46 137H44ZM65 133H68V131H66ZM74 133L77 136V134H79L80 131H79V133H77V132H74ZM16 134H18V133L14 132L11 135V137L14 135L17 136ZM61 134H63V133H61ZM71 134H72V132L69 135H71ZM27 135L28 134H26V136H24V137H27ZM55 135L56 134H54V136ZM58 135L55 136V139ZM32 136H29V137L32 138ZM50 136L45 140H48L49 138L51 140L52 138ZM78 136H80V134ZM202 137H204V138H202ZM17 138H18V136H17ZM70 138H71L70 140H72L74 137L70 136ZM248 138H250V139L244 143V141ZM8 139L5 138V140H8ZM38 139H39V141H38ZM55 139L53 137L52 140H55ZM83 139H85V138H83ZM10 140H11V138H10ZM14 140H15V138H14ZM45 140H43V141L45 142ZM85 140H87V139H85ZM111 140H113V141L111 142ZM106 141H108V140H106ZM7 142L10 143V141H7ZM7 142H5V145ZM15 142H16V140H15ZM15 142L8 144L7 146H5V145L2 146V148L0 150V156H1L3 161L6 157L7 158L9 157L7 155H10V152L13 149L12 147H14L16 145ZM17 142L20 143L19 140ZM21 142H22V140H21ZM31 142H34V141H31ZM199 142L201 143L202 141H199ZM40 143L43 144V142H40ZM84 143L81 146H84V145L86 146V143L85 144ZM90 143H91V141L88 144H90ZM101 143H100V145H101ZM135 143H133V144H135ZM42 144H40V145H42ZM138 144L139 143L135 144L136 146L133 145V147H135V150H136ZM92 145H94V143ZM108 145H109V143H108ZM30 146L31 145H29V147ZM162 146H163L164 152L166 151L165 149H167V148L171 149L170 147H164V145H162ZM194 146H196V145L194 144ZM27 147L28 146H26V148ZM62 147H63V150L61 152V155L65 154L64 153L65 148H64V146H62ZM193 147H192V150H193ZM26 148H25V151L23 150L24 153L26 152ZM40 148H42V147L34 145V147H32L30 149V152L28 155L34 154V156H35V153L37 151H39ZM78 148H80V147L78 146L77 150H78ZM81 148L79 150L81 151V153H83L84 149L81 150ZM14 149H15V147H14ZM22 149H24V148H21L20 150H22ZM198 149H199V147H198ZM257 149H258V154L264 155V143H262V146L257 147ZM124 150H122V151H124ZM128 150H127V152H128ZM130 150H132V147ZM135 150L134 151L132 150L133 151L132 153H134ZM80 151L76 152L77 156L80 153ZM100 151H102V149ZM138 151H137V153H138ZM17 152L20 153L18 150H17ZM23 152H21V154H23ZM81 153L79 155H81ZM103 153H102V155H104ZM124 153H126V151ZM217 153L219 154V152H217ZM15 154H17V153H15ZM98 154H101V153H98ZM117 154L119 155V153H117ZM159 154L160 153H158V156H159ZM162 154H164V153H162ZM183 154L184 153H182L181 155L183 156ZM185 154H188V152ZM185 154L183 157L188 156V155L185 156ZM28 155H27V157H30ZM89 155L90 154H88V156ZM135 155H136V153H135ZM181 155H180V157H181ZM163 156H165V155H162V157ZM166 156H165V158H167ZM18 157H16V159ZM22 157H24V155ZM144 157H145L144 160H146V156H144ZM220 157H221V155H220ZM260 157H262V156H260ZM42 158H43V156H42ZM71 158L72 157H70V159ZM102 158H103V156H102ZM107 158H109V157H107ZM154 158H155V156L153 155V158H151V160H153ZM159 158H160V160L162 159L161 156H159L158 159ZM199 158H201V157H199ZM26 159H28V158H26ZM65 159H66V156H65ZM84 159H86V158H84ZM158 159H157V161H160ZM86 160H88V159H86ZM86 160H85V162H86ZM102 160H104V158ZM105 160L108 161V159H105ZM111 160H113V156H112ZM114 160H115V158H114ZM118 160H119V158H118ZM118 160H116V161H118ZM0 161H1V159H0ZM85 162H81V165H83V163H85ZM250 162H248V164H250ZM63 163L61 164V167H63V169H65V167H67V165L69 166L72 164V163H69V164H63ZM90 163H91V161H90ZM104 163H105V161H104ZM108 163H109V161H108ZM163 163H161L160 165H162ZM207 163H205V164H207ZM95 164H93V165H95ZM102 164H101V166H102ZM188 164L187 165L183 164L186 166L181 167V168H184L183 169L184 173L186 170L192 171L191 173H193V172L196 173L198 171V173H196V174L199 176L200 172H203V171H201V169H203V167H204V169L208 168L205 166V164L203 167H200L202 165H199V167H197V168H194L197 165H194V167H193L192 165L189 166L190 164L189 165ZM191 164H192V162H191ZM75 165L79 166V168L78 167L77 168L80 169V161L79 160L75 162ZM85 165H87V162ZM85 165L83 166V168L81 167L80 170H78V171L76 170L75 175H74L76 178H78L81 175L83 177L84 174L85 175L86 174H88V175L92 174L91 173L92 170H90L89 168L93 169L92 168L93 166L91 165L92 167L91 166L87 167ZM149 165H151V164H149ZM155 165L157 166L156 163H155ZM251 165H252V167L254 166L253 163ZM174 166H176V165H174ZM61 167H60V169H61ZM104 167L106 170L107 166L104 165ZM143 168H145V167H143ZM146 168H147V166H146ZM152 168L150 171L153 172ZM199 168H200V170H199ZM215 168H214V170H216ZM219 168H222V167H219ZM135 169H134V171H135ZM137 169H139V168H137ZM141 169H142V167H141ZM210 170H208L209 173H207V175H209V176H210ZM221 170H224V169H221ZM142 171H140V172H142ZM175 171L177 172L178 170H175ZM190 171L188 172V174H190ZM217 171H218V167H217ZM250 171H254V170L251 169ZM255 171H257V168L255 169ZM64 172L66 173L67 169ZM89 172H90V174H89ZM183 172H182V174H184ZM76 173L78 174L77 176H76ZM145 173H146V170H145ZM178 173H179V171H178ZM247 174H250V173H247ZM21 175L19 177L20 180L22 177ZM212 175H213V173H212ZM74 176H72L73 180H74ZM181 176H183V175H181ZM184 176H185V174H184ZM209 176H207V177L209 178ZM72 177H71V179H72ZM193 177H194V175L192 176V178ZM80 180H82V179H80ZM18 181L17 182L14 181L15 184H17ZM59 181H60V179H59ZM67 181L69 182V180H67ZM72 181L70 180L69 183L71 184ZM22 182H23V179L16 186L13 183L12 185L14 186V188H12V186H9V187H11L10 189H8L9 187L7 184L8 188H5L7 190H4L0 187V206L2 208H5V209H3L4 211L0 212V264H47V263L48 264H73L74 261L72 263L71 260L73 259V255L75 257V254L73 253V255L71 256L72 258H70L69 252L74 251V249L71 248L72 245L74 244V242H72V244H65L62 241V240H64V238L62 240H60L61 238L58 239L57 236L56 237L52 236L51 238H49V234L52 235V233L49 232V230H47L46 228H43L44 227L43 225H42L43 227L40 229V225H41L40 223L41 222L37 224V223H35L36 220H35V222L33 221L37 217L35 215L36 206L30 205V203L28 202L29 198L26 197V194H24V192L21 193L22 192L21 190H20L21 192H18L16 194L14 193V191H10V190L17 188L19 185L22 184ZM78 182H79V180H78ZM203 183H204V181L202 182V184ZM205 183H206V180H205ZM253 183H254V185H251L250 187H252V190L254 192L257 189V187H256V189L254 190L255 186H257V185H255V181L254 182L252 181L251 184H253ZM1 184H0V186L3 185V184L2 185ZM5 185H6V183H5ZM9 185H11V184H9ZM160 185H161V183H160ZM165 185H170V184L165 183ZM177 186H179V185H176V188H177ZM187 186H188V184H187ZM253 186H254V188H253ZM162 187H164V186H162ZM165 187H167V186H165ZM179 187L182 188V186H179ZM212 187L213 186L210 185V186H206L205 188L210 189ZM250 187H248V188H250ZM209 189H207V190L209 191ZM214 189H215V187H214ZM65 190H66V188H65ZM150 190H151V188L146 189V191L144 190L145 192L144 191L143 192L145 194L141 199L149 198V200L147 199L148 200L147 204L149 205L148 207H151V210H152L153 206L158 204L160 201L165 200L167 197H171V198L174 197V195L170 196V195H172L171 194L172 189H171V191L169 190V192H171V193L162 192L163 190L162 191L159 190L158 191L159 195H157V196L155 193H154L155 196H153L152 195L153 193L151 194ZM165 191H168V190H165ZM151 192H153V191H151ZM215 193H213V195ZM234 194L236 195V192ZM216 196H217V193H216ZM137 197H135V198H137ZM175 197H176V195H175ZM211 197L212 198H209V196H208L209 199H206V200H208L207 203L209 205H213L214 201H215L213 199L214 196L211 195ZM224 197H223V199H224ZM17 198L20 199L19 202H17L18 201ZM215 199H216V197H215ZM226 199H229V198H226ZM232 199H233V197H232ZM167 200H172V199L167 198ZM135 201L137 203L138 199H136ZM139 201L141 202L140 199H139ZM216 201H217V199H216ZM21 202H25V206L27 208L25 214L24 213L22 214L23 217L26 219L31 218L30 220H32L34 218L32 220V222H34L36 225H39V227H38L39 229L35 228L36 230L37 229L38 230L34 231V234H31V233L28 234L26 232L27 233L26 235H31V236H29V237L24 236L23 240L18 242L17 240H18V238L20 239V237L17 238V235H20V234L19 233L16 234L15 232L11 231L9 229L10 226L7 227V225L12 222V216L10 215V212H12V207H14V206L18 207ZM231 203H233V202H231ZM31 204H32V202H31ZM161 204H163V203L161 202ZM56 205H59V204L56 203ZM215 205L216 204H214V207H215ZM61 206L62 205H59V207L62 209ZM145 207H147V205ZM261 208H263V207H261ZM52 213H53V211H52ZM43 214H44V212H43ZM53 214H55V213H53ZM34 215H35V217H34ZM40 215H41V213L38 215V218H40ZM17 216H16V218H18ZM57 216H59V215H57ZM16 218H13V219H16ZM44 218L42 221H44ZM68 219L65 221L66 223H67ZM14 222H15V220H14ZM26 222H29V224H30V221L26 220ZM47 222H49V221H47ZM47 222L45 223V227H46V224H48ZM54 223H55V221H54ZM32 225L30 224V226L33 227V229H34V227H37L35 225H33V226ZM51 229H50V231H51ZM59 233H61V231ZM66 238H67V236H66ZM104 238H105V236H104ZM203 240L201 238L202 243H204ZM106 241H108V240H106ZM192 243H195V242L192 241ZM78 244H80V243H78ZM106 244L109 246L108 243H106ZM59 246H64V249L59 250V248H61ZM77 246H75V247H77ZM98 247L99 246H97V248ZM102 247H104V248H102ZM105 247H106V245L103 246L102 242H101V248L102 249L101 248H99V249L103 250V251L102 252L99 251V252L105 253L104 252V251H106ZM192 247H195V246H192ZM197 247H198V245H197ZM218 247L219 246H217V248ZM164 248H165V246H164ZM166 248H168V247H166ZM217 248H216V250H218ZM219 249H220V247H219ZM79 250H80V248H79ZM170 250L172 251V249H170ZM107 251H108V249H107ZM132 251L135 252L134 249ZM132 251L127 252V253L130 252L128 254V256L131 254ZM74 252L78 253V251H76V250ZM163 252H164V250H163ZM195 252H198V251H195ZM218 252L220 254L222 251L218 250ZM44 253L45 254L47 253V255H49V256H45ZM81 253H82V251H81ZM171 253L175 254L176 251H173ZM171 253H169V252H165V254L160 253V257L163 254V256H166L165 257L166 259L164 261L167 262V259H168L169 260L168 263H170V261L173 260V259H171L173 257V256H171ZM79 254H80V252H79ZM95 254H94V256H92L93 258H96ZM118 254L120 256V253H118ZM197 254L198 253H196V255ZM103 255H102V257H104V258H102V259H105V258L108 259V257H105L107 255H104V256ZM153 255H155V254H153ZM59 256L62 257V260L58 259ZM132 256H134V255H132ZM135 256H136V253H135ZM156 256H155V258H156ZM158 256L156 258L157 260L160 259ZM206 256H208V255H205L204 258H206ZM212 256H214V255H212ZM61 257H59V258H61ZM117 257H118V255H117ZM117 257H116V259L114 258L115 261L116 260L118 261V259L121 260L120 257L118 259H117ZM130 257L131 256H129V258ZM67 258L71 259L70 262H67ZM75 258H77V257H75ZM134 258H137V257H134ZM162 258H164V257H162ZM197 258L196 259L198 261L196 259H194V260H196L195 263L197 262V264H200V263L202 264V262L203 263L205 262V261L200 262L201 259H199V257H197ZM102 259H100V260H102ZM177 259H174V260L177 261ZM181 259L178 261L180 262ZM215 259H216V257H215ZM215 259H212V260L215 261ZM79 260L75 259V261L77 263ZM100 260H99V263L97 261L96 262L98 264H104V262H103L104 260L102 262H100ZM129 260L131 261L132 258ZM112 261H113V259H112ZM121 261H122V263H121ZM121 261H118L117 264H119V262L121 264H128L127 260H125V261L121 260ZM178 261H177V263H178ZM187 261H188V259H187ZM220 261L223 262L222 258ZM220 261L216 262V264L217 263L221 264L222 262H220ZM76 262H75V264H77ZM93 262H92V264H93ZM172 263H175V262H172ZM185 263H188V262L185 261ZM105 264H107V262ZM110 264H112V262ZM129 264H132V263L129 262ZM179 264H181V263H179ZM213 264H215V263H213ZM262 264H264V262Z\"/></svg>",
    "mask_w": 264,
    "mask_h": 264
}]
</instances>
